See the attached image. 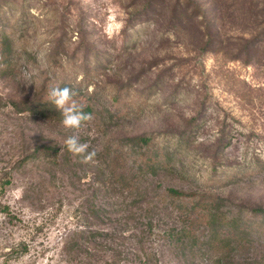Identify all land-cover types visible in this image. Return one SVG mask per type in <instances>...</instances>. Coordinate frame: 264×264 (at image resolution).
Segmentation results:
<instances>
[{
  "label": "rangeland",
  "instance_id": "rangeland-1",
  "mask_svg": "<svg viewBox=\"0 0 264 264\" xmlns=\"http://www.w3.org/2000/svg\"><path fill=\"white\" fill-rule=\"evenodd\" d=\"M0 18L32 52L0 79V264H257L264 230L222 251L166 188L218 197L216 217L238 224L264 206V0H0ZM110 22L122 25L111 38ZM88 59L100 61L87 80L105 102L126 85L128 111L104 108L75 133L96 151L84 163L64 145L72 131L12 102L31 100L55 60L84 92ZM151 132L183 137L179 171L134 166L126 137ZM41 145L58 146L57 161L25 162Z\"/></svg>",
  "mask_w": 264,
  "mask_h": 264
},
{
  "label": "trees",
  "instance_id": "trees-1",
  "mask_svg": "<svg viewBox=\"0 0 264 264\" xmlns=\"http://www.w3.org/2000/svg\"><path fill=\"white\" fill-rule=\"evenodd\" d=\"M3 3V2H1ZM4 14H2L3 17ZM5 17V16H4ZM4 20L0 18V21ZM7 25V24H3ZM0 27V79L13 78L19 73L21 61H25L27 57H32V52L29 51L26 45H18L19 38L17 33L19 28L13 26L10 30L7 26ZM63 61L55 60L52 64L53 75L47 77L44 81L40 91L31 99L22 103L13 101V105L16 106L19 112H26L31 115H38L43 118L61 122L62 116L57 111L53 104L49 101V91L53 87H69L72 83V71L68 65H65ZM86 68L85 74L79 84H84L89 74L93 72L94 67L100 66V61H96L93 66L92 60L89 59L83 64ZM95 68V69H96ZM94 69V70H95ZM90 85H94V89L90 91ZM126 85L122 86V89L114 96L111 97V102L104 101L98 93V84L87 80L84 92H76L74 97L79 107L91 117L99 118L103 115V109L106 108V112L113 116H122L127 113L125 102ZM108 103V105H107ZM89 122V121H88ZM164 135L175 139V143L169 141L163 142L160 136ZM126 139L131 143L132 147L137 152L135 153L134 166L138 171L149 176L170 175L180 170V163L176 159V153L179 149V143L183 140L182 136L178 134H172L169 132H151L136 134L133 136H127ZM61 155V150L58 146L41 145L37 147L36 151L32 154L31 158H25V162L28 159H35L40 156L53 157V161H57V158ZM111 155V154H110ZM30 157V156H29ZM112 157V159H111ZM110 162L116 163V159L119 156L111 155ZM117 167H115L114 171ZM6 180L10 183L12 179L11 173H7ZM4 188V187H3ZM166 194L169 197L177 199L181 202V205H187L192 203L191 208L195 212L199 211L200 215L206 219L208 227L213 231V237L217 241L216 244L219 249L224 251L233 244L242 242V249H249L252 239L258 233L264 230V206H254L250 208L248 217H242V224H238L235 221H228L220 217H216V213L212 210L216 207L218 197H214L210 194L199 193L193 190L178 189L175 187H167ZM188 207V206H186ZM205 210V212H204ZM10 207L8 204L0 201V212H9ZM200 217V216H197ZM218 222L221 224L218 225ZM179 236V235H177ZM182 239V238H177ZM253 262L257 264H264V256L260 259H254ZM252 261L250 263H253ZM249 263V262H248ZM155 264H160L156 262Z\"/></svg>",
  "mask_w": 264,
  "mask_h": 264
},
{
  "label": "clouds",
  "instance_id": "clouds-1",
  "mask_svg": "<svg viewBox=\"0 0 264 264\" xmlns=\"http://www.w3.org/2000/svg\"><path fill=\"white\" fill-rule=\"evenodd\" d=\"M112 19V17L109 18L110 21H112ZM121 27V24L110 22L106 26L105 32L108 37L111 38ZM75 95L76 92L71 87L57 86L50 89L49 101L54 105L55 109L60 112L62 116L61 123L64 129L74 133L64 140V145L73 155L81 156L82 162L88 163L95 157L96 151L93 150L89 152V145L87 143H81L79 136L75 133H78L92 117L79 107L74 99Z\"/></svg>",
  "mask_w": 264,
  "mask_h": 264
}]
</instances>
